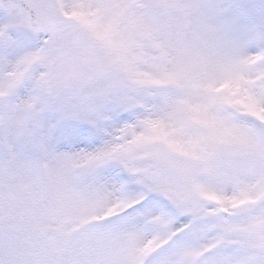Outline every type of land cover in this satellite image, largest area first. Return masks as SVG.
<instances>
[{
    "label": "snow or ice",
    "instance_id": "6c2138e0",
    "mask_svg": "<svg viewBox=\"0 0 264 264\" xmlns=\"http://www.w3.org/2000/svg\"><path fill=\"white\" fill-rule=\"evenodd\" d=\"M0 264H264V0H0Z\"/></svg>",
    "mask_w": 264,
    "mask_h": 264
}]
</instances>
